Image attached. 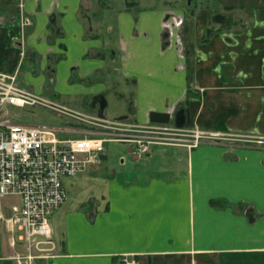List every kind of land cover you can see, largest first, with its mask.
<instances>
[{"label": "crops", "instance_id": "1", "mask_svg": "<svg viewBox=\"0 0 264 264\" xmlns=\"http://www.w3.org/2000/svg\"><path fill=\"white\" fill-rule=\"evenodd\" d=\"M126 1L0 0V73L42 92L46 69L75 96L70 68L82 61L86 102L100 94L108 107L117 93L119 116L140 122L178 104L188 125L259 145L222 138L152 147L142 169L114 170L101 198L55 209L61 244L52 224L55 246L37 262L124 264L128 255L138 264H264V0H199L158 14ZM172 14L185 21L167 38ZM8 242L0 264H17L27 248Z\"/></svg>", "mask_w": 264, "mask_h": 264}, {"label": "built area", "instance_id": "2", "mask_svg": "<svg viewBox=\"0 0 264 264\" xmlns=\"http://www.w3.org/2000/svg\"><path fill=\"white\" fill-rule=\"evenodd\" d=\"M11 106L43 107L57 116L66 117L67 122H22L11 113ZM100 124L86 111L19 86L15 74L0 73V198L19 200L11 204L9 216L0 211V219L11 232H18L19 240L26 244L28 252L16 256L18 264L32 263L33 258L45 254L33 253L34 248L47 252L54 248L51 215L68 197L63 178L77 175L98 163L108 141L136 142L137 156L146 155L153 143L187 142L162 125L149 128V132L138 136L120 134L109 137L98 134ZM205 133L197 130L189 145L213 138ZM12 243H18L16 235L12 236ZM42 244H48V247ZM122 261L124 264H138L137 259L128 255H124Z\"/></svg>", "mask_w": 264, "mask_h": 264}, {"label": "rangeland", "instance_id": "3", "mask_svg": "<svg viewBox=\"0 0 264 264\" xmlns=\"http://www.w3.org/2000/svg\"><path fill=\"white\" fill-rule=\"evenodd\" d=\"M129 1H134V0H129ZM129 1L127 0L126 4L128 3L130 4ZM190 3H191L190 7L192 8L196 5V3H199V0H136L134 1L133 5H140V7L133 8L132 10L139 11L138 9L140 10L142 9L143 11H147L149 13H154V14L161 13L165 9L171 10L173 12H177L185 7H189ZM209 3L210 6H213L215 2L207 1V3L205 4H209ZM83 7L86 6L84 5ZM83 9L81 12L82 16L80 20L85 25V29H86V10ZM218 15L219 14H216V17ZM112 18L117 19V16H113ZM24 19H25L24 21L22 20L23 21L22 27L25 29V32L23 34V39L25 38L24 35L25 36L27 35V30L30 28L29 26L33 24L32 18H30L29 16L25 17ZM27 19H29L28 22L30 23H27ZM92 19L94 21H98L103 18L95 16L94 18H91V20ZM25 41L24 43L26 44ZM57 54L60 59L64 58L65 53L63 50L60 49L59 53ZM70 70L72 71V73H71V78H69V81L74 86V89H77V93H75L76 94L75 96H69V95L65 96L61 91H59L57 88L58 82L55 75L50 71L48 72L46 69L45 72L48 73V80L45 81V83L47 84L45 85V87L47 88V90H42V92L43 94L54 97L63 104L69 105L75 109L86 110V93H83L81 91L86 88V75L83 70L82 61L71 66ZM42 71H44V69H42ZM13 74H15L16 83L19 86L23 88H27L29 90H35V88L22 83V80L19 78L18 74L16 73ZM55 90L58 92L57 94ZM53 91L56 94V96L52 94ZM119 100L120 98L117 93L109 92L110 104L105 110V114L107 116L116 117L123 112L122 100H120L121 102H119ZM10 108H11V113L14 114L18 120H21L22 122H26V123L49 122L52 124H65L67 122L66 117L57 116L51 110H48L43 107L23 108V107L11 106ZM203 131L206 132L205 134H209L211 137H213L211 139L219 140L222 138H232L234 139L232 140V142H240V143H249L246 141L251 140L250 141V144H252L251 147H253V145L256 146L259 145L257 143L252 142V140H256V141L259 140L257 137L243 135V134H230V133L224 134L222 132H215L211 130H203ZM160 145H167V144H160ZM152 147L153 149L164 148V146H159V145H153ZM131 149L134 150V147H131V145L128 143H121L114 141L108 142L106 144V156L100 163L89 166L84 172H81L77 175L64 177L63 181L67 189L68 197L62 207L67 208L70 204H75L78 207H80L83 201L86 202L87 200L88 202H92L93 198H101L102 194L106 191L107 188L106 183L109 177L112 176L114 170L119 172L134 171L136 169H142L143 166H146L147 164L144 162V158L146 156L142 158H136L132 154ZM17 202H19V200L15 197L0 198V211L3 210L5 214H7V216L10 215L11 203H17ZM51 224L54 225V234L56 236L55 240L58 244H61L60 239L63 236L61 234V230L63 228L61 213L57 214L56 210L52 213ZM10 235L11 236L16 235L17 241L20 242L17 243V245L21 244L23 248H26V244L23 241L19 240L18 238L19 233L18 232L13 233L11 231L9 233L5 228L4 221L0 219V247L3 248V250L6 249L10 251L11 250L10 248H12L8 242V237ZM41 246L48 247V244H42ZM46 252L47 251H41L38 248H34L33 253L40 254ZM36 263L39 264L37 262V258H33L32 263H27V264H36Z\"/></svg>", "mask_w": 264, "mask_h": 264}, {"label": "flooded vegetation", "instance_id": "4", "mask_svg": "<svg viewBox=\"0 0 264 264\" xmlns=\"http://www.w3.org/2000/svg\"><path fill=\"white\" fill-rule=\"evenodd\" d=\"M184 21H185L184 17L178 14H172L170 15V17H166L164 20V25H163L165 32H166L165 36L168 38V36L172 35L173 37L175 33V28L182 26ZM102 100H104L105 102V107L103 110H102V104H103ZM86 103H87L86 113L93 116L95 120L101 123L100 124L101 129L98 132L99 135L109 136V137H115L120 134L138 136L140 135V133L149 132V130H147L149 128L156 129L158 126L162 125L164 127L165 126L168 127L171 131H174L173 135H175L176 137L182 136L185 139H187V142H184L181 144H168V145H187V146L194 147L200 144L199 143L198 145H189L190 141L192 142L194 141V135L197 132V130H201V129H199L197 126L188 125L187 122L185 123L186 121L185 116H184L185 114H183L184 109H179L178 104H174L173 106L169 107L167 111H158V112L169 113L170 119L167 122L152 121L151 114H150V121L140 122V121L134 120L130 116H119V117L107 116L105 114V110L107 108L106 107L107 99L104 95L97 94L95 96H92L91 98L89 97ZM181 122H184V124L181 125ZM111 141H114V140H111ZM111 141H108V142H111ZM114 142L130 144L131 147H134V150L131 149V152L136 158H142L144 156L149 155L153 145H160V144L153 143L150 145V150L147 152L146 155L137 156L135 154V151L137 150L136 142H130L127 140H120V141L115 140ZM105 156H106V146H105V152L103 153V156L101 157L98 163H100L105 158Z\"/></svg>", "mask_w": 264, "mask_h": 264}, {"label": "water", "instance_id": "5", "mask_svg": "<svg viewBox=\"0 0 264 264\" xmlns=\"http://www.w3.org/2000/svg\"><path fill=\"white\" fill-rule=\"evenodd\" d=\"M103 104H102V110L105 107V102L104 100H102ZM101 110V111H102ZM170 119V115L167 112H158V111H153L151 113V120L152 121H156V122H167ZM184 124V122H181V125Z\"/></svg>", "mask_w": 264, "mask_h": 264}]
</instances>
